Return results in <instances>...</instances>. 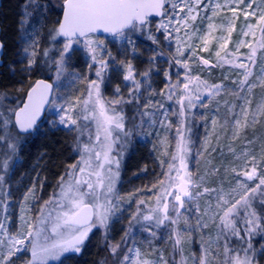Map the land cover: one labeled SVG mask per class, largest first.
Masks as SVG:
<instances>
[{
  "label": "snow or ice",
  "instance_id": "1",
  "mask_svg": "<svg viewBox=\"0 0 264 264\" xmlns=\"http://www.w3.org/2000/svg\"><path fill=\"white\" fill-rule=\"evenodd\" d=\"M33 6L41 15L57 9L59 15L43 35L37 27L40 21L30 19L33 13L26 11L20 21L22 71L41 78L29 85L22 100L0 93V144L7 149L0 158V173H7L24 138L38 130L37 122L46 106L51 113L50 126L76 133L79 159L60 177L56 190L39 204L37 215L30 220L24 216L26 204L39 197L29 189L21 206L20 229L15 231L9 227L12 193L5 187V175L0 174V264H15L19 254H30L25 264L60 261L64 253L81 252L94 228L107 232L110 219L126 210L116 190L123 149L137 128L157 125L165 130L175 127V145L169 152L167 135L159 141L163 155L170 158L161 160V176L148 189L155 198L154 206L145 199L133 201L129 197L127 203L134 202L136 207L128 230L119 243L107 245L112 264H169L162 252L155 260L142 258L132 232L137 225L152 238L160 229H168L172 264H188L183 255L184 240L203 233L209 220L216 226V236L209 239L208 246H202L200 255L193 254L192 264H211L210 257H219L221 250L223 264H258L257 249L251 241L256 235L264 236V147L257 155L248 148L237 153L229 146L239 164L231 168L235 184L227 190L207 185L205 176L194 175L189 169V162L193 154L200 157L209 148L216 150L207 134L196 148L193 122L197 117L207 119L198 109L229 91L223 82L209 84L193 71L194 63L208 69L227 66L240 70V79L231 81L236 85L231 92L241 103L225 105L232 115L233 141L243 129L264 117V97L254 108L250 97L255 87H264V70L251 80L257 49H264V0H58V5L28 0L26 8ZM225 11L231 16L221 17ZM241 15L240 39L229 50ZM105 41L119 42L124 59L114 56ZM138 42H150L151 55L144 71H138L128 59L129 53L135 58ZM213 42L215 63L199 55L209 52ZM242 47L249 49L244 59L236 55ZM77 51L87 53L94 78L69 71L72 54ZM160 59H166L167 69L158 68ZM53 71L55 78L50 74ZM113 74L120 77V83L109 99L101 87L112 82ZM154 74H162L165 80V88L159 92L151 84ZM65 76L72 77L73 83L86 80L83 93L64 95L61 81ZM165 101L172 103L165 107ZM124 105L133 106L139 124L135 118L125 121ZM219 110L217 102L215 111ZM171 116L177 117L175 125ZM211 124L214 130L217 126L227 130L229 121L224 117L220 122L213 116ZM216 140L219 143V135ZM218 171L212 169L213 174ZM259 251L264 255V244ZM175 254L180 255L179 261ZM102 264H108L107 260Z\"/></svg>",
  "mask_w": 264,
  "mask_h": 264
},
{
  "label": "rangeland",
  "instance_id": "2",
  "mask_svg": "<svg viewBox=\"0 0 264 264\" xmlns=\"http://www.w3.org/2000/svg\"><path fill=\"white\" fill-rule=\"evenodd\" d=\"M13 0H5L6 4L12 2ZM16 2L15 8H10L9 10L5 8L3 13L2 24L5 26L4 29L8 31L10 21L14 23L15 30L13 37L5 38L7 43L6 55H5V69L3 73L10 86L16 91L17 94H21L24 91L26 85H28L33 76L40 77L38 75H29L28 73L22 71L24 64L21 63L22 56L19 54L21 49V36L23 30L21 28L20 21L23 14L27 12L33 13L31 20H39L40 24L37 26L38 30L43 35L48 28L52 27L53 22L57 19L59 14L56 11L47 12L44 15L39 13V10L34 6L31 8H26L28 0H14ZM259 2V0H258ZM41 5L50 4L44 0H38ZM223 3V0H221ZM8 8V7H7ZM7 10L10 11V18L6 19L5 15ZM231 16L230 12H222L221 17ZM219 22V18H218ZM11 23V24H12ZM244 23V18L241 15L236 21V31L232 34V42L229 43V50H233L235 42L240 39L239 32L240 28ZM219 35L220 33H216ZM257 38L259 37V29H257ZM250 39V38H248ZM107 47L111 50L114 56L119 59H124V55L120 51V44H111L105 41ZM139 50L136 53L135 58L128 54V59L134 64L138 71H144L148 67V58L151 55L150 42H138ZM253 46H255V41H253ZM216 49V43L213 42L209 52H201L199 55L210 59L215 63V57L213 55ZM167 48H165V53H167ZM249 52L247 47H242L239 52L236 53L241 59ZM244 54V55H242ZM89 63H91L90 58L84 51H77L72 54L71 65L72 67L69 71L82 74L87 78H94L89 70ZM158 68L164 70L168 68L166 59H160L158 61ZM193 71L199 73V75L206 79L209 84L213 83H225L228 85L229 91L222 92L219 96L214 97L211 101L207 103V107H202L198 109L199 113H203L207 119L201 120L199 117L193 122L192 135L193 139L196 141V148H200L203 144L206 134L212 146L215 147V151L211 148L205 152L202 156L196 157L194 154L190 157L189 169L197 176H205V183L211 187L223 186L226 190L230 185L234 186L235 180L231 173V168L239 164L229 151V146L235 149L237 153H240L245 148L251 149L255 154L259 155L261 148L264 147V117L261 118L260 122L255 125H250L249 127L243 129L240 132L239 139L233 141L231 139V121L232 115L226 110L225 105L241 103L240 99L236 95H233L231 89L235 88L231 81L239 80V69H229L227 66L202 68L198 63L192 65ZM179 70V69H177ZM262 70H264V49H257L255 56V64L252 66L253 76L252 81H255L258 76L261 75ZM53 78H55V72L50 73ZM228 77L225 80V77ZM72 77L65 76L62 78L61 83L64 85L62 88V93L66 96H76L83 93L86 85V80H77L72 82ZM175 79V76L173 77ZM120 83V77L113 74L112 82L108 84L107 87L102 85L101 92L106 98H111L114 86ZM152 87L159 92L161 89L165 88V80L162 74L153 75L151 78ZM79 90V91H77ZM126 93V90H125ZM252 100V107L254 108L256 104L264 97V87H255L250 94ZM155 99H161V97H155ZM205 99H207L205 97ZM217 102H219V113L215 111L217 107ZM169 103L165 101V107H168ZM173 107H178L173 104ZM151 111L152 109H148ZM123 115L125 121H129L133 118L136 119L137 124H139V117L136 114V110L132 105L123 106ZM213 116H216L220 122H223V118L227 117L229 124L227 130H214L211 124ZM51 119V113L48 110L44 121L38 127V130L31 135L24 138L23 143L19 147L18 151L12 157L10 162V167L7 173H0L5 175V187L11 191L12 198L10 201L9 212L11 213V224L9 227L11 230L15 231L20 229L21 216V206L25 204L24 197L28 193L29 189H34L35 194L39 197L38 200H31L26 204V210L24 216L26 219L34 218L37 215L36 209L39 204L44 200L49 199L53 191L56 190V186L61 176H63L69 169V166L76 163L79 159L78 152L76 151L77 136L74 131H69L64 127H52L49 125V120ZM147 119V118H145ZM170 119L175 125L177 121L176 116H171ZM137 134L131 137L130 141L125 145L122 152V160L120 167V174L118 181L116 183V190L119 192L120 196L123 198L121 205L122 208L126 209L123 213H117L109 221V227L107 232L103 228H94L92 232L89 233L87 239L84 241L82 250L79 253L67 252L61 256L60 261H50L49 264H77L76 262L68 263L70 259L76 258L77 256L84 257L87 254V249L91 247L92 243L100 242L104 240L107 244L119 243L125 235V231L128 230L129 217L131 213L135 210V203L131 205L127 203L129 197L133 198V201L137 198L145 199L149 201V206H154L155 198L148 189L153 183L157 181L161 176L162 166L161 160H168L170 157L163 155L162 145L160 144V139L167 135L168 140V151L171 152L175 145V127L172 129L165 130L159 125L156 127L142 126L137 128ZM220 136V141L217 143L216 136ZM59 138L62 139L63 146L66 148L64 159L58 163V169L55 170L51 168V159L48 157L49 150L43 147V143L49 142L51 139ZM252 141L251 144L248 142ZM39 143V147L29 158L31 144ZM47 146V145H46ZM118 147V146H117ZM7 149L3 144H0V158L3 157ZM218 168L219 171L213 174L212 169ZM50 169L54 171H50ZM51 172V173H50ZM203 206L204 201H201ZM257 210H259V205H257ZM2 215V213H0ZM194 222V221H193ZM180 227H183L181 223ZM133 235L137 241V246L140 247L142 258L155 260L159 254L162 252L165 259L172 264L174 258L172 243L168 239L169 230L160 229L157 232V237L152 238L148 232L142 231L137 225L132 229ZM216 226L210 220L208 221V227L203 230V233L197 232L190 237H186L183 243V255L188 258V264H192V256L200 255L202 246H208L209 239L215 238L216 236ZM107 236V239L105 237ZM252 245L257 249L256 260L258 264H264V255L259 251L261 244H264V236L256 235L252 238ZM30 254H19V259H15V264H25V261L29 258ZM175 259L179 261L180 255L175 254ZM223 254L221 250V255L215 259L211 260V264H223Z\"/></svg>",
  "mask_w": 264,
  "mask_h": 264
},
{
  "label": "trees",
  "instance_id": "3",
  "mask_svg": "<svg viewBox=\"0 0 264 264\" xmlns=\"http://www.w3.org/2000/svg\"><path fill=\"white\" fill-rule=\"evenodd\" d=\"M47 1L50 4H55L58 5V0H44ZM8 7V8H7ZM9 7L15 8L16 7V2L13 0L12 2H9L8 4H6V2H4V6H3V13L5 11V8L9 10ZM7 10V14L5 15L6 19H11L10 18V11ZM57 14H59L58 9L56 11ZM3 19V14L1 15L0 18V25L2 27V40L3 42L6 44L7 47V43L5 42V38L7 36H9V38H12L14 30H15V26L14 23H12V20L10 21V25L8 27V31L4 29V25L1 23ZM12 23V24H11ZM6 58V57H5ZM6 61V60H4ZM5 67V63L3 65L2 68H0V93H4V94H8L10 95L12 98H19V99H23L25 96V93L28 90V87L31 83H33L36 79H39L41 77H36L33 76L31 82L26 85V87L24 88V91L21 94H17L16 91L10 86L6 75L3 73L4 68ZM62 139L59 138H54L51 139L49 142H44L43 143V147H45V149L49 150L48 153V157L49 159H51V164H53L51 166L52 169H58V163H60L63 159H64V155L66 152V148L63 146V142H61ZM47 145V146H46ZM31 148H33L32 150H30V155L29 158H31V155L35 152V150L39 147V143H33L30 146ZM34 155V154H33ZM32 155V156H33ZM50 169V171H54ZM50 172V173H51ZM107 243L104 240H100V242L97 243H92L91 247L87 249V254L84 257L81 256H77L76 258L70 259L68 261V263H72V262H76L77 264H102V262H104L105 260H107L108 264H112V260L113 258L111 257L109 251H108V247H107Z\"/></svg>",
  "mask_w": 264,
  "mask_h": 264
},
{
  "label": "water",
  "instance_id": "4",
  "mask_svg": "<svg viewBox=\"0 0 264 264\" xmlns=\"http://www.w3.org/2000/svg\"><path fill=\"white\" fill-rule=\"evenodd\" d=\"M2 7H3V0H0V17H1ZM0 44H3V48L0 49V68H2L4 63H5L4 56H5L6 45L2 40V27H1V25H0ZM47 111H48V107L46 106L44 114L41 116V118L37 122L38 125H40L44 121L46 114H47Z\"/></svg>",
  "mask_w": 264,
  "mask_h": 264
},
{
  "label": "flooded vegetation",
  "instance_id": "5",
  "mask_svg": "<svg viewBox=\"0 0 264 264\" xmlns=\"http://www.w3.org/2000/svg\"><path fill=\"white\" fill-rule=\"evenodd\" d=\"M4 2L5 0H3V6H4ZM3 14V7H2V12H1V15ZM6 45V44H5ZM5 55H6V48H5ZM4 60H5V56H4Z\"/></svg>",
  "mask_w": 264,
  "mask_h": 264
}]
</instances>
